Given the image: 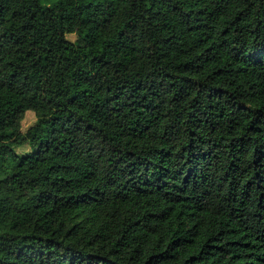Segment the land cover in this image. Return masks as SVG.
I'll use <instances>...</instances> for the list:
<instances>
[{
    "label": "trees",
    "instance_id": "16d2710c",
    "mask_svg": "<svg viewBox=\"0 0 264 264\" xmlns=\"http://www.w3.org/2000/svg\"><path fill=\"white\" fill-rule=\"evenodd\" d=\"M0 264H264V0H0Z\"/></svg>",
    "mask_w": 264,
    "mask_h": 264
},
{
    "label": "rangeland",
    "instance_id": "374dc122",
    "mask_svg": "<svg viewBox=\"0 0 264 264\" xmlns=\"http://www.w3.org/2000/svg\"><path fill=\"white\" fill-rule=\"evenodd\" d=\"M71 38H73V36H70ZM35 121V115L33 114V112H27L23 121H22V129L25 130L28 126H30L33 122ZM28 145H24L22 147L16 148V151L20 152V153H24L26 151H28Z\"/></svg>",
    "mask_w": 264,
    "mask_h": 264
}]
</instances>
